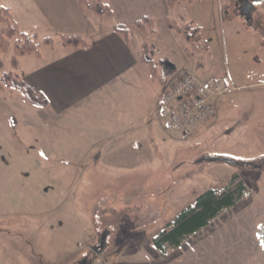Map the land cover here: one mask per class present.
Here are the masks:
<instances>
[{"label": "rangeland", "instance_id": "obj_1", "mask_svg": "<svg viewBox=\"0 0 264 264\" xmlns=\"http://www.w3.org/2000/svg\"><path fill=\"white\" fill-rule=\"evenodd\" d=\"M153 13L156 31L133 29L132 37L140 47L144 37L161 76L168 62L174 66L166 86L179 72L192 70L202 78L229 76L235 88L219 99L215 116L183 138L165 126L159 108L163 88L151 71L140 82L139 111L133 115H146L151 136L140 139L147 144L138 152L97 151L90 161L69 135L52 132L50 109L31 103L21 90H0V264H264L263 10L258 7L252 26L235 0H186L167 12L157 6ZM167 19L201 27V39L171 32ZM112 22L102 17L103 25ZM4 26L0 22V30ZM43 33L38 32L40 42ZM15 41L0 50L1 76L18 72L12 64ZM3 113L22 119L13 134ZM25 113L44 120H30L25 128ZM204 156L255 164L201 161ZM234 176L247 187L235 206L180 247L157 250L154 238L169 223L203 192L223 190ZM105 230L109 245L99 253L94 247Z\"/></svg>", "mask_w": 264, "mask_h": 264}, {"label": "crops", "instance_id": "obj_2", "mask_svg": "<svg viewBox=\"0 0 264 264\" xmlns=\"http://www.w3.org/2000/svg\"><path fill=\"white\" fill-rule=\"evenodd\" d=\"M86 1L89 0H0L11 9L21 30L44 32L55 39L54 45L41 46L39 53L20 56L18 67L14 68L18 72L12 73L48 97L50 104L45 108L52 112L46 119L51 123L50 129L56 135H69L73 144H79L76 150L88 154L85 160L90 161L91 154L97 151L107 155L114 147H135L138 152L141 145L147 144L140 139L151 136L146 115H133L139 111L140 82L149 79L152 70L142 58L144 37L141 47L135 44L133 29H138L135 24L143 16H150L155 24L153 11L157 6L165 12L172 7L167 0H103L113 11L108 15L113 22L103 25L102 17L107 14L92 11L84 4ZM118 24L129 27V41L115 30ZM199 28L194 41L203 34ZM73 35L86 38L89 47L64 46L62 36ZM156 71L158 76H153L152 81L164 91L166 74L173 69L166 68L163 76ZM2 116L13 134L22 119L7 113ZM28 116L25 113V128L30 120L36 125L38 118L44 120L37 115ZM107 141H112L111 149Z\"/></svg>", "mask_w": 264, "mask_h": 264}, {"label": "trees", "instance_id": "obj_3", "mask_svg": "<svg viewBox=\"0 0 264 264\" xmlns=\"http://www.w3.org/2000/svg\"><path fill=\"white\" fill-rule=\"evenodd\" d=\"M186 0H167L170 7ZM92 11L100 14L112 15L111 7L103 0H89L84 2ZM0 22L5 26L0 30V50H6L11 45V40L16 38L14 43L15 55L12 58L14 68L19 65V57L31 53H39L42 43L44 45H54L55 39L52 36H45L43 42L39 41L37 33H28L20 29L14 19L11 9L0 3ZM136 27L142 32H155L154 20L150 16H143L136 22ZM168 27L184 33L189 41L195 40L200 32L199 27L186 25L178 26L175 21L168 20ZM115 30L122 34L126 41L130 40V29L128 26L118 24ZM64 46L88 48L89 42L82 36H62ZM142 58L144 62L151 66L152 72L156 73V67L149 56L147 43L143 44ZM5 63L0 58V69ZM167 70H172L166 67ZM6 87L21 90L26 98L39 107H47L50 101L47 96L40 93L26 80L14 75L12 72L0 75V90ZM238 176L232 178L231 183L223 190L208 189L198 196L195 205L186 207L172 223H169L159 235L154 238V245L162 254L166 253L169 247H180L183 241L190 235L199 232L209 225L223 210L235 206L244 196L247 187L242 181H238Z\"/></svg>", "mask_w": 264, "mask_h": 264}, {"label": "built area", "instance_id": "obj_4", "mask_svg": "<svg viewBox=\"0 0 264 264\" xmlns=\"http://www.w3.org/2000/svg\"><path fill=\"white\" fill-rule=\"evenodd\" d=\"M234 88L229 76L202 78L192 70L179 72L167 82L160 99L166 128L190 137L202 122L217 114V102Z\"/></svg>", "mask_w": 264, "mask_h": 264}, {"label": "flooded vegetation", "instance_id": "obj_5", "mask_svg": "<svg viewBox=\"0 0 264 264\" xmlns=\"http://www.w3.org/2000/svg\"><path fill=\"white\" fill-rule=\"evenodd\" d=\"M259 6H261L264 13V0H235L236 10L250 26L255 23V13L257 12ZM99 236L102 238L104 249L109 245V232L105 230L103 233H100ZM98 244H100L99 241Z\"/></svg>", "mask_w": 264, "mask_h": 264}, {"label": "water", "instance_id": "obj_6", "mask_svg": "<svg viewBox=\"0 0 264 264\" xmlns=\"http://www.w3.org/2000/svg\"><path fill=\"white\" fill-rule=\"evenodd\" d=\"M167 67L174 68V66L171 63L166 64ZM201 161H223V162H228L232 163L235 165H254V162H247V161H239L234 158L228 157V156H204ZM100 244L96 245L94 248L97 250L99 253L103 251V244H102V238H99ZM101 247V248H100Z\"/></svg>", "mask_w": 264, "mask_h": 264}, {"label": "bare ground", "instance_id": "obj_7", "mask_svg": "<svg viewBox=\"0 0 264 264\" xmlns=\"http://www.w3.org/2000/svg\"><path fill=\"white\" fill-rule=\"evenodd\" d=\"M260 237L262 238V241L264 242V228H262V232L260 233Z\"/></svg>", "mask_w": 264, "mask_h": 264}]
</instances>
